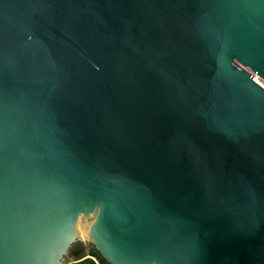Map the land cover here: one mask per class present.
I'll return each instance as SVG.
<instances>
[{
  "label": "water",
  "instance_id": "water-1",
  "mask_svg": "<svg viewBox=\"0 0 264 264\" xmlns=\"http://www.w3.org/2000/svg\"><path fill=\"white\" fill-rule=\"evenodd\" d=\"M264 0H0V264H264Z\"/></svg>",
  "mask_w": 264,
  "mask_h": 264
},
{
  "label": "trees",
  "instance_id": "trees-1",
  "mask_svg": "<svg viewBox=\"0 0 264 264\" xmlns=\"http://www.w3.org/2000/svg\"><path fill=\"white\" fill-rule=\"evenodd\" d=\"M81 249V252L78 253L77 255H73L75 252H77L78 250ZM84 253H89L90 255H93V254H96L99 258V262L101 264H108L102 257L101 255L98 253V251L94 248L93 245L91 244H83L79 241L75 242L73 245H72V249H71V252H70V257H72V259H77L79 258L81 255H83Z\"/></svg>",
  "mask_w": 264,
  "mask_h": 264
},
{
  "label": "rangeland",
  "instance_id": "rangeland-1",
  "mask_svg": "<svg viewBox=\"0 0 264 264\" xmlns=\"http://www.w3.org/2000/svg\"><path fill=\"white\" fill-rule=\"evenodd\" d=\"M84 244V242H81ZM61 264H101L95 257L87 255L80 260H73L71 257H66Z\"/></svg>",
  "mask_w": 264,
  "mask_h": 264
},
{
  "label": "flooded vegetation",
  "instance_id": "flooded-vegetation-1",
  "mask_svg": "<svg viewBox=\"0 0 264 264\" xmlns=\"http://www.w3.org/2000/svg\"><path fill=\"white\" fill-rule=\"evenodd\" d=\"M71 249H72V246H71L70 249H69V252H68L67 257H70L69 255H70ZM80 252H81V249L78 250L77 252H75L73 255H77V254L80 253ZM87 255H90V254H89V253H84V254L81 255L79 258L74 259V260H80V259L84 258V257L87 256ZM90 256H93V257H95L97 260H99V258H98V256H97L96 254H93V255H90ZM71 258H72V257H71Z\"/></svg>",
  "mask_w": 264,
  "mask_h": 264
},
{
  "label": "built area",
  "instance_id": "built-area-1",
  "mask_svg": "<svg viewBox=\"0 0 264 264\" xmlns=\"http://www.w3.org/2000/svg\"><path fill=\"white\" fill-rule=\"evenodd\" d=\"M253 79L262 87L264 88V78L259 77L256 73L251 72Z\"/></svg>",
  "mask_w": 264,
  "mask_h": 264
}]
</instances>
